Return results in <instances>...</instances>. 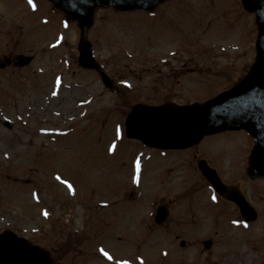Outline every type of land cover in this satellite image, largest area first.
I'll list each match as a JSON object with an SVG mask.
<instances>
[{
	"label": "rangeland",
	"instance_id": "rangeland-1",
	"mask_svg": "<svg viewBox=\"0 0 264 264\" xmlns=\"http://www.w3.org/2000/svg\"><path fill=\"white\" fill-rule=\"evenodd\" d=\"M199 1L168 0L142 14L146 23L132 18L135 13L99 10L85 37L114 82L108 89L97 72L77 64L80 30L74 23L65 24L43 0L31 6L28 0H0V53L34 56L26 68H13L19 73L12 76L9 69L0 79V230L11 227L39 244L53 264H264L261 181L247 187L258 216L246 224L186 174L189 167L179 165L184 160L166 164L159 151L120 134L131 105L205 99L252 63L253 15L239 0ZM234 19L239 23L231 27ZM190 56L194 60L183 66ZM185 71L192 74L171 78L170 72ZM193 78L204 84L191 92ZM214 143L219 147L222 140ZM158 171L176 172L174 185L154 191ZM56 177L71 186V194ZM169 187L177 193L167 201L171 214L160 233L146 234L155 209L144 196L152 200ZM5 205L18 206L26 217ZM223 217L226 225L219 223ZM121 228L127 238L116 241L113 232ZM206 239L209 248L202 245Z\"/></svg>",
	"mask_w": 264,
	"mask_h": 264
},
{
	"label": "water",
	"instance_id": "water-1",
	"mask_svg": "<svg viewBox=\"0 0 264 264\" xmlns=\"http://www.w3.org/2000/svg\"><path fill=\"white\" fill-rule=\"evenodd\" d=\"M60 7L67 19L78 22L81 28L92 23L93 12L98 6H111L117 10L141 8L152 10L162 0H51ZM244 6L256 13L258 37L256 59L248 76L230 91L205 103L188 108L163 105L149 107L138 105L127 117L126 134L142 140L144 144L158 147H184L193 143L199 134L208 130L244 127L256 138L255 153L260 160V173L264 175V0H242ZM79 63L88 68L96 67L90 44L81 39L78 47ZM104 82L106 78L103 76ZM246 97L241 99V95ZM248 109L240 117L241 104ZM248 114H254L252 120ZM260 114V115H259ZM258 166V167H259ZM22 264H48L40 252L22 250ZM21 259V256H15Z\"/></svg>",
	"mask_w": 264,
	"mask_h": 264
},
{
	"label": "snow or ice",
	"instance_id": "snow-or-ice-1",
	"mask_svg": "<svg viewBox=\"0 0 264 264\" xmlns=\"http://www.w3.org/2000/svg\"><path fill=\"white\" fill-rule=\"evenodd\" d=\"M28 4L31 6V5H32V0H28ZM59 82H60V81H59V78H57V84H59ZM52 94H53V95H56L55 92H53ZM117 138H119L118 133H117ZM111 151H112V148L110 147V148H109V152H111ZM137 168H138V165H137ZM56 179H57V180H60L59 177H56ZM60 182L63 183V184H65L66 187H68L69 193L71 194V192H72V188H71V186L68 185V184H67L65 181H63V180H60ZM135 182H136V181H135V178H133V183H135ZM33 198H35V194H33ZM214 199H215V198H213V200H214ZM43 215L47 216V213H43ZM99 251H100L101 255L104 256L106 259H111V257L108 255V253L104 252L102 249L99 250Z\"/></svg>",
	"mask_w": 264,
	"mask_h": 264
}]
</instances>
